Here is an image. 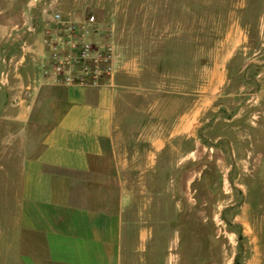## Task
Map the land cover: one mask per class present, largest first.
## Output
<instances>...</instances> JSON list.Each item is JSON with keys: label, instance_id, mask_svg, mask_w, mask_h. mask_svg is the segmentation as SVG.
Listing matches in <instances>:
<instances>
[{"label": "rangeland", "instance_id": "rangeland-1", "mask_svg": "<svg viewBox=\"0 0 264 264\" xmlns=\"http://www.w3.org/2000/svg\"><path fill=\"white\" fill-rule=\"evenodd\" d=\"M54 14L83 26L86 40L96 33L92 47L139 60L146 87L215 95L190 156L199 180L167 255L175 264H264V0H0V264H22L19 193L8 174L23 124L10 118L29 102L10 99L32 91L36 67L49 65L60 35Z\"/></svg>", "mask_w": 264, "mask_h": 264}, {"label": "crops", "instance_id": "crops-1", "mask_svg": "<svg viewBox=\"0 0 264 264\" xmlns=\"http://www.w3.org/2000/svg\"><path fill=\"white\" fill-rule=\"evenodd\" d=\"M111 54L107 74L84 85L60 82L41 63L33 90L10 99L29 102L10 118L23 124L8 174L22 264H175L167 250L199 180L190 156L215 95L146 87L139 60Z\"/></svg>", "mask_w": 264, "mask_h": 264}, {"label": "built area", "instance_id": "built-area-1", "mask_svg": "<svg viewBox=\"0 0 264 264\" xmlns=\"http://www.w3.org/2000/svg\"><path fill=\"white\" fill-rule=\"evenodd\" d=\"M52 18L60 35L55 36L58 42L51 45L48 71L66 85L94 83L107 74L111 46L99 44L92 47V42L84 39L80 30L83 26L77 29L74 24L67 25L59 14H54ZM90 22H93V17L88 19ZM62 48L65 52L60 53Z\"/></svg>", "mask_w": 264, "mask_h": 264}]
</instances>
